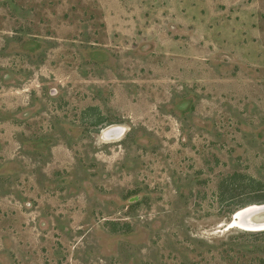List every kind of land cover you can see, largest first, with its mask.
Instances as JSON below:
<instances>
[{"label":"rangeland","instance_id":"rangeland-1","mask_svg":"<svg viewBox=\"0 0 264 264\" xmlns=\"http://www.w3.org/2000/svg\"><path fill=\"white\" fill-rule=\"evenodd\" d=\"M258 202L264 0H0V264H264Z\"/></svg>","mask_w":264,"mask_h":264},{"label":"water","instance_id":"water-1","mask_svg":"<svg viewBox=\"0 0 264 264\" xmlns=\"http://www.w3.org/2000/svg\"><path fill=\"white\" fill-rule=\"evenodd\" d=\"M248 208H252V209H249V211L252 210L251 216H253L252 219L256 223L253 226H248V227H245L244 229H246V228H247V230H262V229H264V202L250 203V204H246V205L241 206L240 208L236 209L231 215V219L228 222V226H230L231 223L235 224L234 223L235 220H239L238 211L248 209ZM254 208H258V209H254ZM246 211H248V210H246ZM249 221H251V220H249Z\"/></svg>","mask_w":264,"mask_h":264},{"label":"bare ground","instance_id":"bare-ground-1","mask_svg":"<svg viewBox=\"0 0 264 264\" xmlns=\"http://www.w3.org/2000/svg\"><path fill=\"white\" fill-rule=\"evenodd\" d=\"M249 209H252V208H248V209L238 211L239 220H235L234 221L235 224L231 223L230 226H237V227L242 228V229H244L245 227H248V226H253L256 222L253 221V219H252L253 216H251L252 210L249 211ZM254 209H258V208H254ZM246 210H248V211H246ZM249 220H251V221H249ZM244 230H247V228Z\"/></svg>","mask_w":264,"mask_h":264},{"label":"trees","instance_id":"trees-1","mask_svg":"<svg viewBox=\"0 0 264 264\" xmlns=\"http://www.w3.org/2000/svg\"><path fill=\"white\" fill-rule=\"evenodd\" d=\"M249 179H250V180H249V182H248L247 184L250 185L251 180H254V178L250 177ZM225 181H227V184H228L231 188H235L236 181H235L234 175H229V177H228ZM258 200H259V199H258ZM243 205H245V204H243ZM243 205H242V206H243ZM257 232L262 233V232H264V229L259 230V231H257Z\"/></svg>","mask_w":264,"mask_h":264}]
</instances>
